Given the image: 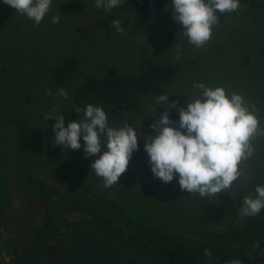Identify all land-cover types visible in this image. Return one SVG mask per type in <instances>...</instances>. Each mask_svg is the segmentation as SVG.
<instances>
[{"label": "rangeland", "instance_id": "1", "mask_svg": "<svg viewBox=\"0 0 264 264\" xmlns=\"http://www.w3.org/2000/svg\"><path fill=\"white\" fill-rule=\"evenodd\" d=\"M59 5L62 6L52 3L50 13L39 25L21 17L11 6L4 11L0 9V206L8 203L1 213L10 207L9 212L13 215L12 218L6 217L4 225L0 226V240L15 234V221L12 220L27 217L26 203L33 196L27 189L36 186L33 177L43 179L45 174L49 176L48 190L54 191L57 182L68 185L72 190L73 183L76 187L86 188L83 193L87 198L92 193L111 197L123 207L129 206L131 214L135 215L134 211H138L136 215L139 216L140 211L162 221L167 218L169 224L174 221L194 228L218 229L226 226L235 211L240 210L238 214L242 217L241 207L230 202L237 194L239 198L253 196L256 186L264 184V53L258 43L253 46L250 29L242 30L237 38L223 33L212 34L203 47L190 44L181 31L176 41L162 46L163 51L157 56L155 52L161 46L159 34H153L151 52H146L147 41L140 38L142 44L137 45L132 40L93 31L85 24L75 22L74 17L79 18L72 15L75 10L69 13L70 16H64ZM85 13L83 8L82 14ZM257 13L260 20L264 19ZM57 14L60 19L54 24L51 16ZM17 20L20 23L17 24ZM261 27L264 29V23ZM258 41L264 43V36L258 37ZM177 48L181 52L179 59ZM170 52L171 60L180 65V71L173 81L166 84L162 93L169 95L168 106L157 104L159 95L154 94L142 98L130 115L115 122L109 119L110 126L129 123L142 135L138 138L139 148L133 152L128 168L121 174L118 183L105 188L103 178L90 169L91 160L95 157L85 156L82 138L80 150L63 149L61 145L53 147L51 125L55 121H47L44 117L55 107L68 121L67 112L76 89L87 74L103 75L104 64H117L121 71L134 73L140 60L151 57L166 59ZM69 55L78 56L82 63L70 81L58 84L51 71ZM101 66L102 71L99 72ZM196 83L222 86L228 93L241 94L255 106L260 121V131L251 138L254 155L240 164L243 174L225 192L204 197L181 191L176 179L164 183L156 178L144 150V136L157 134L151 127L153 122L164 111H168L173 122H178L179 108L187 107L189 99L196 98L202 91L194 87ZM59 88L68 92V99L56 94ZM48 90L53 94L48 95ZM173 101L178 102L176 107L171 106ZM154 194L162 195L166 202L155 205ZM31 206V214H38V209ZM63 213L71 220L79 217V214ZM7 223L10 227H5ZM64 234L61 233L62 236ZM50 249L55 251L57 248L53 245ZM23 258L21 253L19 260ZM137 261L138 264L153 263L147 257Z\"/></svg>", "mask_w": 264, "mask_h": 264}, {"label": "trees", "instance_id": "2", "mask_svg": "<svg viewBox=\"0 0 264 264\" xmlns=\"http://www.w3.org/2000/svg\"><path fill=\"white\" fill-rule=\"evenodd\" d=\"M53 4H62L59 6L64 16H70L69 13L75 10L72 15L79 16L74 17L75 22L85 24L93 31L116 35L126 41L132 40L137 45L142 44L140 38L147 41L149 45L146 52H151L153 43L150 44V41L153 34H159L161 46L155 52L157 56L162 53V46L176 41L182 31L180 24L173 19L170 0H124L123 4L111 11L96 8L95 0H53ZM8 6L0 4V9L4 11ZM83 8L85 15L82 14ZM257 12L264 16V0H240L238 11L218 13L219 22L214 26L213 34L223 33L237 38L242 30L250 29L253 46L258 43L264 53V43L258 41V37L264 36V29L261 27L264 19L260 20ZM21 17L34 22L26 16ZM114 19L122 21L123 33L115 31L112 26ZM139 48L142 50V47L138 46ZM171 52L174 54L172 49ZM172 53L166 55V59L151 57L140 60L134 73L121 71L117 64L106 63L103 65V75L87 74L75 91L67 112L68 121L82 117L84 106L91 103L101 105L109 119L115 122L130 115L142 98L161 95L166 84L173 81L180 71V65L171 60ZM81 63L76 55L66 56L51 71L54 81L58 84L70 81ZM101 71L102 66L99 72ZM1 101L0 90V104ZM77 106L81 109L79 114L75 111ZM68 121H65V126ZM48 177L46 174L43 179L33 177L36 186L27 189L33 195L30 202L37 197L43 198L45 222L35 232L25 226L22 236L13 239L16 242L10 252L17 261L12 264H37V254L47 245V238L53 233L58 234L64 227L76 230L77 234H100L113 239L118 256L117 264H138L137 260L144 257L149 258L152 264H222L230 259H241L248 264H264V209L255 216L242 217L238 214L240 210H237L225 227L200 229L174 221L169 224L167 218L162 221L161 218L140 211L139 216L136 215L138 211H134L135 215L131 214L129 206L123 207L111 197L96 193H92L89 198L85 197L83 189L86 188L76 187L73 183L72 190L68 185L60 183V186L58 182L54 191L48 190ZM154 197L155 205L166 202L162 195L154 194ZM243 198H239L237 194L230 203L242 207ZM6 204L8 205L5 203L0 206V217L10 214V207L1 213ZM65 211L79 214L78 219H68L63 215ZM86 245L93 250L99 248L98 241L93 244V241L88 240ZM21 253L24 258L19 260ZM93 262L92 264H96ZM0 264H4V257H0Z\"/></svg>", "mask_w": 264, "mask_h": 264}, {"label": "clouds", "instance_id": "3", "mask_svg": "<svg viewBox=\"0 0 264 264\" xmlns=\"http://www.w3.org/2000/svg\"><path fill=\"white\" fill-rule=\"evenodd\" d=\"M53 0H0L29 20L39 25L51 11ZM124 0H95V7L111 11ZM174 21L181 26L183 35L195 47H203L212 37L219 22L218 13L238 11L240 0H170ZM60 15H52L51 22L58 23ZM122 21L112 20V26L123 33ZM180 58L179 48L176 51ZM202 91L189 99L187 107L179 108V120L173 122L164 111L151 125L155 136H144V150L149 158L151 172L164 183L176 179L181 191L198 193L201 197L218 194L229 189L243 174L242 161L254 155L251 138L260 131V121L255 106L237 93H228L222 86L210 87L194 84ZM48 95L52 91L48 90ZM58 96L68 99V92L59 88ZM189 98V97H188ZM169 95L161 94L156 103L168 106ZM173 101L171 106L176 107ZM79 114L80 107H75ZM55 122L51 125L53 147L83 151L91 160L90 169L103 178L104 187L118 183L126 171L142 133L129 123L110 126L105 109L98 104H86L79 119L69 120L53 107L44 117ZM256 195L245 196L240 214L255 216L264 209V184L255 188Z\"/></svg>", "mask_w": 264, "mask_h": 264}, {"label": "flooded vegetation", "instance_id": "4", "mask_svg": "<svg viewBox=\"0 0 264 264\" xmlns=\"http://www.w3.org/2000/svg\"><path fill=\"white\" fill-rule=\"evenodd\" d=\"M40 200V201H39ZM32 205V206H31ZM38 209L39 213L36 215H32V209ZM38 207V208H37ZM44 200L43 198L37 197L36 202L31 201L29 199L26 203V214L27 217L21 218L18 217L14 222L16 226L15 234L12 236H6L4 239L0 240V257H4V264H12V262L17 261V258H13L11 254V250L13 249V244L16 241L13 239H19V235L22 236L23 229L25 226L29 229H33V231H37L44 224ZM67 214L74 215L75 213H71L66 211ZM4 215V219L0 221V226L4 225L5 218H12L13 215ZM59 219H61L59 217ZM69 219V218H68ZM71 220V219H70ZM77 220V219H76ZM33 226V227H32ZM5 227H10L7 223ZM21 228V230H18ZM61 233H65L64 236ZM4 235V234H3ZM1 238V234H0ZM93 241L95 244L98 241L99 248L95 250L90 249L88 245H86L87 241ZM46 244L43 248L42 257H45L41 260L40 264H92L94 261L96 264H117L118 256L116 255V244L113 239L108 237H104L100 234L88 236L86 234L76 233V230L68 229L67 227L61 229L58 234H51L50 237L47 238ZM57 249H50L53 246ZM48 247V248H47ZM97 250V251H96ZM8 254V257L5 255ZM45 254V256H44ZM100 254L102 257H100ZM39 255V254H37ZM46 255H48L46 257ZM96 256V257H94ZM32 260H28L31 262ZM93 262V263H94ZM31 264V263H30Z\"/></svg>", "mask_w": 264, "mask_h": 264}, {"label": "water", "instance_id": "5", "mask_svg": "<svg viewBox=\"0 0 264 264\" xmlns=\"http://www.w3.org/2000/svg\"><path fill=\"white\" fill-rule=\"evenodd\" d=\"M222 264H248V263L241 259H230L224 261Z\"/></svg>", "mask_w": 264, "mask_h": 264}, {"label": "crops", "instance_id": "6", "mask_svg": "<svg viewBox=\"0 0 264 264\" xmlns=\"http://www.w3.org/2000/svg\"><path fill=\"white\" fill-rule=\"evenodd\" d=\"M44 256H45V254H44ZM44 258H45V257H42V255H40L39 258H38L39 260H37L36 263H37V264H40V263H41V260H43Z\"/></svg>", "mask_w": 264, "mask_h": 264}]
</instances>
